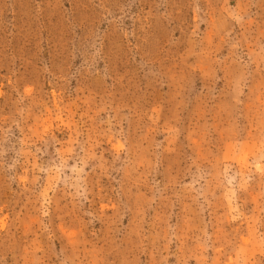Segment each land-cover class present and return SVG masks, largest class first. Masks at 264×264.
<instances>
[{
    "label": "rangeland",
    "instance_id": "rangeland-1",
    "mask_svg": "<svg viewBox=\"0 0 264 264\" xmlns=\"http://www.w3.org/2000/svg\"><path fill=\"white\" fill-rule=\"evenodd\" d=\"M0 264H264V0H0Z\"/></svg>",
    "mask_w": 264,
    "mask_h": 264
}]
</instances>
